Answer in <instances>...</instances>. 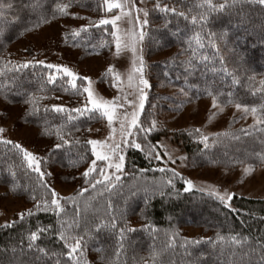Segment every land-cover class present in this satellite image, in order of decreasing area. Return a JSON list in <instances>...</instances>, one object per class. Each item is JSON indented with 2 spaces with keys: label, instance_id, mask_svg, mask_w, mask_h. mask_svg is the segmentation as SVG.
I'll return each mask as SVG.
<instances>
[{
  "label": "snow or ice",
  "instance_id": "6c2138e0",
  "mask_svg": "<svg viewBox=\"0 0 264 264\" xmlns=\"http://www.w3.org/2000/svg\"><path fill=\"white\" fill-rule=\"evenodd\" d=\"M73 7L103 9L105 15L94 20L71 12ZM25 12L35 19H25ZM221 16H238L241 24L258 27L264 44V0H21L19 8L13 0H0V59L4 60L0 68V102L5 108L0 111V122L6 125L12 120L8 106L18 104L22 111L14 122L36 124L37 135L54 137L45 151L37 154L8 138L10 126H0V145L20 159V164L0 169V182L5 184L0 200L8 201L11 196L25 205L0 223V232L9 233L8 242L0 245V264H214L225 254L229 256L225 264H264V235L253 246L243 233L224 235L217 231L214 238H189L172 226L175 216L171 209L182 199V193L199 192L202 198L216 201L218 210L237 212L232 203L237 193L228 186L229 181L235 179L243 186L255 179L258 170L264 174V75L257 81L244 53L229 46V32L213 29L214 20ZM66 17L86 21L70 31L62 26V42L67 44L71 35L76 41L72 47H83L89 56L103 58L97 80L80 75L66 64L38 59L39 53L33 55L29 48L24 49L29 58L15 63L3 56L12 26L20 25L16 33L19 39L38 34L45 25L59 24ZM253 20H259L258 26ZM82 33L85 39L77 41ZM42 38L58 42L54 36ZM225 49L231 54V68L223 54ZM38 66V74L33 73L38 87L30 91L24 78L15 73ZM7 72L13 75L5 83ZM100 84L115 89L116 94L106 98L98 90ZM238 87L255 99L250 102L240 95ZM57 92L61 95H55ZM64 94L69 97L64 103H42L62 100ZM202 99L208 101L207 124L227 109L235 110L229 130L211 132L207 124H179L186 115L192 119L199 114L198 102ZM249 117L252 123L241 126L239 134L231 130L233 123ZM93 122H104L103 129H94ZM102 130L107 133L103 138H89ZM177 135L197 145L191 158L175 155L178 147L170 149ZM230 145L235 146L238 155L210 151ZM130 149L142 152L149 163L167 157L164 166L154 169L161 177L144 187H130L128 195L122 197V206L109 199L102 214L88 215L91 201L82 210L81 198L86 193L119 194ZM206 163L222 171L218 184L198 186L177 167L168 166L186 169ZM57 166L62 170L58 172ZM19 171L27 178L26 183L18 180ZM60 177L65 184L73 185V194L62 195L57 190L54 181ZM77 182L81 183L79 190L74 186ZM98 186L103 191H98ZM136 198L142 202L138 209L132 206ZM261 199L264 202V197ZM156 200L170 206L165 208L170 227L164 231L166 239L160 246L155 243L160 229L152 221ZM137 214L143 221L139 228L130 220ZM247 215L256 213L249 210ZM0 216L6 213L0 211ZM259 220L264 221V216ZM137 233H146L153 241L148 257L134 255L130 262L121 261L127 249L135 251L137 241L132 237ZM93 253L96 259H89ZM176 255H180L179 262L172 259Z\"/></svg>",
  "mask_w": 264,
  "mask_h": 264
},
{
  "label": "trees",
  "instance_id": "16d2710c",
  "mask_svg": "<svg viewBox=\"0 0 264 264\" xmlns=\"http://www.w3.org/2000/svg\"><path fill=\"white\" fill-rule=\"evenodd\" d=\"M51 0H49V3ZM13 3L16 5V8H19L21 6V0H13ZM23 3H28V0H23ZM47 6V5H46ZM95 7V4L92 5ZM71 12H80L84 13V16H89L92 19H99L100 17L105 15V12L103 9H98L96 11H90L86 10L84 8L79 7H73L70 9ZM22 15H24L25 19L32 18L35 19V17H29L28 13L25 12ZM86 21H84V24ZM184 22L181 21V25L183 26ZM253 24L257 25L259 24V20H253ZM46 26V25H45ZM110 27V26H109ZM214 30H227L229 32V46H235L239 48V50L244 53L246 60L250 67L253 69V74L256 75L257 81L261 78L262 75H264V44L260 42L261 32L258 27L253 28L250 24H241L240 18L238 16H221L219 19L214 20L212 25ZM20 30V25L12 26L7 35L10 38L9 42L7 44V47L14 43L15 41L21 39L16 38V33ZM94 34L99 36V33H96L95 30ZM24 37V36H23ZM108 39H111V37H107ZM85 34H81V37L76 38L77 41L84 40ZM76 41L73 40L71 35L68 36V44L72 47L73 43ZM79 50L82 54L85 56H89L87 52H85L84 48H76ZM211 53V50H209V54ZM226 57V60L229 61L228 66L231 68V54L228 53L227 49L224 50L223 53ZM28 54H22V56L18 57V59L14 58H8L5 55V52L3 53V56H5L8 60L13 61L15 63L18 60H23L25 56ZM4 65V60L0 59V68H2ZM39 72V66L37 69L33 68H26V69H20L19 72H16L15 75L22 76L25 81V86L30 91H36L38 85L35 82V77L33 76V73ZM13 72H7L6 76L9 78L8 80H5V83H8L10 81V78L12 77ZM3 79V78H0ZM28 81H32V83H27ZM230 83V80L228 81ZM79 83V82H78ZM49 88L52 86L49 85ZM225 91L228 89L225 88ZM237 91L240 95L246 96V98L251 102L255 98L251 97V95H248L246 93V89L237 88ZM49 95H53L52 93H49ZM55 95H61V93L57 92ZM69 100V97L67 94H64L62 100H55V99H49L42 101L43 104H49L52 103H61L62 101ZM0 104H3L0 102ZM17 105L21 108L18 104ZM147 107V106H146ZM22 122V121H21ZM54 123H58L59 121H53ZM23 123V122H22ZM97 122H93L91 126L96 125ZM37 130V125L33 124L31 125ZM239 134L238 130H234ZM255 135H260V133H256ZM38 138L41 140L49 141L50 144L52 143L53 138L48 137H41L38 135ZM247 139V138H245ZM176 141H179L185 154L188 155L190 158L194 154L197 145L195 143L189 142L186 137L182 138L179 135L175 137ZM248 144H251V141H248ZM9 149L11 146H8ZM199 147H203L200 145ZM212 153H216L217 155H221L224 151H228L229 155L237 154L235 153V146L230 145L227 149L223 147H217L210 150ZM127 164H126V171L125 176L121 178V183L123 187L120 188L119 194L112 193L109 194L108 192H103L102 196L97 195L96 193H91V196L89 193H86L84 197L80 200V206L83 210L84 204L88 201H91V206L88 209V215H92L93 213H100L102 214L105 210V205L109 199L118 206L123 205V196L128 195V189L132 186H140L144 187L146 185H150L151 182L154 180H158L161 177V173L158 171H154L157 167L161 166H155L153 163H149L148 160L144 158V155L142 152L137 150H128L127 152ZM65 164H67V160L64 161ZM20 164V159L15 156V154L11 151H8L5 149L4 146L0 145V169H5L9 165H18ZM212 166L210 164H204L202 167H209ZM58 170L60 169L59 166H57ZM83 169V166L81 167V170ZM142 169H148L146 172H142ZM6 175V173H5ZM34 175V174H33ZM18 180L20 183H26L27 178L23 175L22 171H19L18 174ZM64 183V179H61ZM0 186L5 188V184L0 182ZM177 187H180V184H177ZM98 191H103L98 186ZM91 197H95V199H91ZM30 203V202H29ZM234 207L238 210L237 212H230L228 209H220V206L217 204L216 201L208 198V197H201V194L199 192H193V193H182V199L177 201L175 203V206L172 210V213L175 216V220L172 222V226L175 227L181 236L185 237H194V236H188L184 230L185 229H198L201 232V236L204 238H214L217 231H220L221 234L229 235V234H238L243 233L246 236H249L250 242L253 246L257 243V238L264 235V221L259 220L260 216H264V202H262V199H249V198H241V197H235L233 200ZM154 207L152 211V221L154 223V226L158 229H160V234L155 241V243L160 246L163 244L164 240L166 239L164 236V231L169 229V221L167 220L168 212L165 211L166 207H170L167 205H162V203L159 200H156L153 202ZM134 208H139L142 206V202L139 198H136L132 205ZM249 210H252L256 213L255 216H249L247 213ZM72 211L71 206H69V212ZM225 213L227 216H225ZM46 219V218H45ZM131 223H136L134 227L139 228L143 221L141 220L140 216L137 215H131L130 216ZM231 230V231H230ZM8 232H0V245H4L8 242ZM200 236V237H201ZM199 238V236H196ZM134 240L137 241V244L135 245V251H133L131 248L127 249V251L120 256V260H128L131 261L132 257L134 255L136 256H143L145 258L148 257V247L150 244L153 243L151 239H149L148 235L146 233H137L134 234L132 237ZM106 243H109L106 241ZM207 246H205L206 248ZM179 249H177V252L179 253ZM89 259H96L95 254H91L89 256ZM172 259H175L177 262L180 260V255H176L172 257ZM229 259V256L225 254L224 256L219 257L214 261V264H225V262ZM235 259H239V257H235ZM209 260L211 261L212 258L209 257Z\"/></svg>",
  "mask_w": 264,
  "mask_h": 264
},
{
  "label": "rangeland",
  "instance_id": "374dc122",
  "mask_svg": "<svg viewBox=\"0 0 264 264\" xmlns=\"http://www.w3.org/2000/svg\"><path fill=\"white\" fill-rule=\"evenodd\" d=\"M139 2V0H137ZM151 7V4L148 5ZM118 10H114L117 12ZM79 13V15L84 16V13ZM110 15V14H109ZM84 24L83 20H75L71 17H66L60 20L59 24H52L51 26H44L42 32L38 34H27L21 39L15 41L11 45L7 47V52L5 55L8 58L18 59V57L22 56V54H28L24 51L25 48H29L32 51L33 55H37L38 59H46L51 63H60L66 64L74 71L78 72L80 75H89L94 80L98 79V70L101 69L104 60L102 57H94V56H85L79 50L71 47L68 43L64 44L62 41L64 39V31L62 30V26H67L70 31L71 28L79 27ZM127 25L122 24V27H126ZM44 35H50L58 38L57 43H51L50 41L43 39ZM114 50V45H113ZM29 58L28 55L25 56L24 59ZM156 57H152L155 59ZM98 90L103 94L106 98L111 99L114 94H116L115 89L109 90L106 84H100L97 86ZM61 103H64L62 101ZM199 103V114L195 115L194 118L190 119L187 115L180 119L179 124L187 125L189 127L192 126H202V124H207V112L205 110L206 105H208L207 99H202ZM4 105L0 104V111H4ZM9 114L13 117L12 120L7 121L6 125L4 122H0V126H10V131L8 133V138L21 143L29 150L34 151L37 154H42L45 151L46 146L50 145L49 141L41 140L38 138L37 130L32 126H26L22 122H14L15 117H17L22 109L17 105H9L8 106ZM235 110L229 108L226 110L224 114L219 116L216 120H214L211 124H207L208 130L211 132H223L229 130V123L231 122L232 113ZM163 119V117H161ZM252 123L251 117H249L246 121H239L238 123H233L231 130H239L241 126H247ZM104 122H97L96 125L92 126L95 128L103 129ZM118 127V125H117ZM107 133L105 130H102L99 134L93 133L89 138H103ZM119 139V136H117ZM160 139H166L161 136ZM158 143V141H156ZM171 148H179V151L175 153V155H186L180 142L174 141L169 145ZM131 150V149H130ZM161 151H163L161 149ZM143 154V153H142ZM127 156V154H126ZM167 160V157H163L162 161L153 160L152 163L155 166H164V162ZM127 164V157H126ZM169 167H177V170L183 172L185 176L190 179H193L194 182L199 186L201 183L211 184V183H219L222 177V171L219 168H214L213 166L209 167H196L193 168L189 165L186 169H180L178 165H168ZM83 170V169H82ZM57 171H61L58 170ZM238 171V169H237ZM125 176V173L121 178ZM60 177L59 179L54 181V184L58 191L61 192L62 195H71L73 190V185L71 183L65 184L62 182ZM77 190L81 187V183L77 182L75 185ZM228 186L234 190L237 194L236 197H243L251 199H261L264 197V174H262L259 170L256 173L255 179H253L250 183H247L243 186L237 185L235 183V179L229 181ZM5 188L0 186V193L4 192ZM25 205L18 200H14L11 196L8 201L0 200V211H4L6 216H0V223H3L5 218H12L13 212L19 210ZM135 226L136 223H131ZM184 232L188 236H201V232L198 229H185Z\"/></svg>",
  "mask_w": 264,
  "mask_h": 264
}]
</instances>
